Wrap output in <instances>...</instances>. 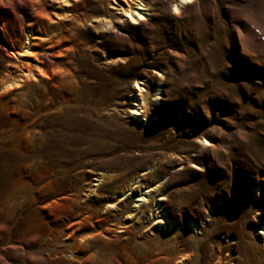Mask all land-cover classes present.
I'll use <instances>...</instances> for the list:
<instances>
[{
    "label": "rangeland",
    "instance_id": "1",
    "mask_svg": "<svg viewBox=\"0 0 264 264\" xmlns=\"http://www.w3.org/2000/svg\"><path fill=\"white\" fill-rule=\"evenodd\" d=\"M0 264H264V0H0Z\"/></svg>",
    "mask_w": 264,
    "mask_h": 264
},
{
    "label": "bare ground",
    "instance_id": "2",
    "mask_svg": "<svg viewBox=\"0 0 264 264\" xmlns=\"http://www.w3.org/2000/svg\"><path fill=\"white\" fill-rule=\"evenodd\" d=\"M138 5H140V3H138ZM138 9H139V8H136V10H138ZM126 14H127V15L131 14V16H132V15H137L139 19H142V17L139 16V15H140L139 12H136V13H135V11L132 12V11H130V10H127ZM138 18H137V19H138ZM132 19H135V20H136V17L133 16ZM135 20H134V21H135ZM23 49H24V48H23ZM23 49H22V52H23ZM25 53H26V50H25ZM9 56L11 57V59H14V56H15V55H14V54H10ZM22 74H23V73H22ZM23 78H24V77H23ZM21 79H22V78H21ZM12 83H13V82H12ZM10 84H11V83H9L8 85H10ZM11 87H12V86H11ZM133 105H135V108L132 109V111H131L132 114L135 115V116H136V115H142V114H143V113H142L143 111L141 110V107L138 105V103L133 102Z\"/></svg>",
    "mask_w": 264,
    "mask_h": 264
}]
</instances>
